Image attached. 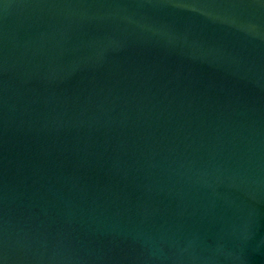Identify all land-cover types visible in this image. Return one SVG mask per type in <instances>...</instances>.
Here are the masks:
<instances>
[{"label":"water","instance_id":"obj_1","mask_svg":"<svg viewBox=\"0 0 264 264\" xmlns=\"http://www.w3.org/2000/svg\"><path fill=\"white\" fill-rule=\"evenodd\" d=\"M0 264H264V0H0Z\"/></svg>","mask_w":264,"mask_h":264}]
</instances>
